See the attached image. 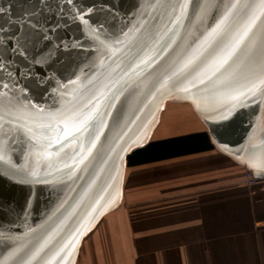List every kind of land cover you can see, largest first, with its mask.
Segmentation results:
<instances>
[{
    "label": "water",
    "instance_id": "1",
    "mask_svg": "<svg viewBox=\"0 0 264 264\" xmlns=\"http://www.w3.org/2000/svg\"><path fill=\"white\" fill-rule=\"evenodd\" d=\"M234 3L239 7L228 21L231 31L247 19L244 6L260 0H0V264H69L121 157L148 139L166 98L204 107L212 131L257 149L254 96L235 106L228 98V85L252 78L249 50L242 47L213 76L214 58L231 31L219 42H205ZM181 4L187 5L183 14ZM29 15L32 26L26 28ZM256 15L254 32L264 22V12L257 8ZM138 36L149 39L139 56ZM156 49L166 64L175 52L183 54L173 62L170 84L194 71L189 81L196 86L184 91L183 82L169 93L163 90L170 85L161 88L158 78L153 91L140 90L130 78L131 62L146 58L142 64L155 71L162 64L151 65ZM5 97L30 105L18 127L7 123L17 114L3 111Z\"/></svg>",
    "mask_w": 264,
    "mask_h": 264
},
{
    "label": "crops",
    "instance_id": "2",
    "mask_svg": "<svg viewBox=\"0 0 264 264\" xmlns=\"http://www.w3.org/2000/svg\"><path fill=\"white\" fill-rule=\"evenodd\" d=\"M253 107L258 147L250 150L212 131L204 107L172 103L168 119L121 157L69 264H264V91ZM198 133L211 148L128 163L151 142Z\"/></svg>",
    "mask_w": 264,
    "mask_h": 264
},
{
    "label": "snow or ice",
    "instance_id": "3",
    "mask_svg": "<svg viewBox=\"0 0 264 264\" xmlns=\"http://www.w3.org/2000/svg\"><path fill=\"white\" fill-rule=\"evenodd\" d=\"M187 7L186 4L180 5V12L183 14L185 8ZM239 7L238 4H232L230 8H227L225 11L224 16L221 18V20L217 23V25L212 29V31L208 34V36L205 38V42H212L216 41L219 42L218 38L222 37V34L226 31H231V29L228 27V21L230 17L235 15V10ZM245 9L249 10L247 19L245 22L238 27L235 31H231V37L226 43L221 52L217 54V56L214 58L213 64H214V70L212 72V75L215 76L216 74L220 73L222 70L226 68L238 55V52L242 49V47H247L248 42L253 40L255 37V32L253 31V26L255 25L257 19L259 18L256 15L257 8L264 12V0H260V3L258 5L256 4H248L244 6ZM32 19L33 17L29 15L24 21L23 26L26 28H30L32 26ZM257 72L250 73L251 79L246 80L243 85H236V86H230L229 88V99L235 103H239L241 99H248L249 95L255 96L257 94V90L264 91V48H261L258 53V63L256 64ZM198 83H203V81L199 80ZM196 85L192 82H188V87L184 89V91H187L188 88H194ZM5 89H7V85H4ZM30 105H26L19 100L12 101L11 98L5 97L2 105L3 111L8 114L10 117L13 116V113L17 114L15 118H11L7 121V123L10 126H19L21 123V116L23 119H28V108ZM36 112H42L41 109L37 107ZM4 122V116L0 115V126L3 125ZM35 121L33 120V123ZM30 133L32 132V129L27 126L25 123L23 125ZM33 139H36V136L32 135ZM59 142V141H57ZM0 158H3L2 155H0Z\"/></svg>",
    "mask_w": 264,
    "mask_h": 264
},
{
    "label": "trees",
    "instance_id": "4",
    "mask_svg": "<svg viewBox=\"0 0 264 264\" xmlns=\"http://www.w3.org/2000/svg\"><path fill=\"white\" fill-rule=\"evenodd\" d=\"M209 148L211 144L207 133L154 141L130 155L128 163L138 165Z\"/></svg>",
    "mask_w": 264,
    "mask_h": 264
},
{
    "label": "bare ground",
    "instance_id": "5",
    "mask_svg": "<svg viewBox=\"0 0 264 264\" xmlns=\"http://www.w3.org/2000/svg\"><path fill=\"white\" fill-rule=\"evenodd\" d=\"M147 30H149L150 32L152 31V26H148L147 27ZM139 38V37H138ZM137 38V41H136V44L135 47H134V52L139 56L140 55V51L141 49L147 44V42L149 41V39H146V41H142L141 39L138 40ZM143 39V38H142ZM261 48H264V22H261L257 31L255 32V37L253 38V40L249 41L248 42V45H247V49L249 50V54H250V59H249V64H248V68L253 72H257V69H256V64L258 63V53L260 51ZM178 49V48H177ZM177 53V56L174 57V60H169L167 65L168 69L169 68H172L174 66V61L177 62L178 58H179V53L180 52H175ZM159 70H161V68H159ZM157 70V71H159ZM156 72H154L152 74V77L153 75L155 74ZM258 74V72H257ZM184 76V75H183ZM156 74H155V79H158ZM186 77V75H185ZM184 79V78H183ZM186 79V78H185ZM182 80V78H181ZM184 82V80H183ZM176 83H178L176 81ZM176 83H173L171 87L167 88L166 90H163V91H172L175 89V91H179V87ZM175 86V87H174ZM162 91V92H163ZM162 92H159V94L156 96L155 100L151 103V106L149 109H148V114L146 116H144L143 118V121L149 116V114L156 108V102L158 101V99H160L161 95H163ZM162 93V94H161ZM198 95L199 97H201L200 94H198L196 92L195 94V97H198L196 96ZM139 99V96H136L133 100V105L136 104L137 100ZM172 103H179V104H183V105H187L190 109H193L194 110V104L188 100H182V99H173V100H170V101H166L165 102V109L164 111L161 112V115H160V121H162L164 115H168L165 110L168 109V107L172 104ZM169 115L167 116V119H168ZM142 121V122H143ZM154 131V130H153ZM125 172H126V169H125Z\"/></svg>",
    "mask_w": 264,
    "mask_h": 264
},
{
    "label": "rangeland",
    "instance_id": "6",
    "mask_svg": "<svg viewBox=\"0 0 264 264\" xmlns=\"http://www.w3.org/2000/svg\"><path fill=\"white\" fill-rule=\"evenodd\" d=\"M139 38L138 39H141V37L140 36H138ZM142 40V39H141ZM154 50V49H153ZM156 57H154V56ZM179 55L181 56V55H183L182 53H179ZM162 57H164V54L163 53H160L157 49H156V51H154L153 52V54H152V56L149 58V59H151V65H153L155 62H157V61H159L160 59H162L161 61H162V64H161V62H160V66L161 67H158L155 71H153V72H149L148 71V67H147V64H146V66L144 65V64H142V62H144L145 61V59L146 58H143V61L142 62H140V61H138L137 60V58L135 59V60H133V62H131V64L133 63V65L131 66L132 67V69H131V71H130V73H133L134 75H133V77H132V75H131V80L132 81H135V82H137V84L139 85V89L140 90H144V92L146 93V94H148V92H151V91H153V89H154V79H155V74L157 75V76H159V77H157V78H159L155 83L158 85V86H160L161 88L162 87H164V86H168V85H170V87H171V85L173 84V83H176V81L178 82V83H176L178 86H180V83H183V80H184V82H189V80H191L192 79V77H191V75H192V72H194V71H191L190 72V74L188 73V74H184V76H180V77H178L177 79H175L174 80V82L172 81V84H170V82H169V80H168V78H169V74L171 73V69L172 68H169L168 69V67L167 66H165V65H167L166 64V61L162 58ZM159 68H161V70H159ZM157 70H159V71H157ZM154 72H156L154 75H153V77H152V74L154 73ZM170 72V73H169ZM129 75V74H128ZM185 75H186V77H185ZM181 78H182V80H181ZM184 78V79H183ZM186 78V79H185ZM150 80H153V84H152V82H150ZM173 86V85H172ZM175 87V86H174ZM169 93H176V91H175V89L174 90H172V91H168ZM170 96V95H169ZM173 99H178V98H166L164 101H163V103H162V105H160L161 106V110H160V114H161V112L163 111V109H165V102L166 101H170V100H173ZM160 114H159V117H160ZM157 122H159V119H158V121ZM158 124V123H157Z\"/></svg>",
    "mask_w": 264,
    "mask_h": 264
},
{
    "label": "built area",
    "instance_id": "7",
    "mask_svg": "<svg viewBox=\"0 0 264 264\" xmlns=\"http://www.w3.org/2000/svg\"><path fill=\"white\" fill-rule=\"evenodd\" d=\"M247 177L250 183H255L257 181V177L255 176V174L252 171H249L247 173Z\"/></svg>",
    "mask_w": 264,
    "mask_h": 264
}]
</instances>
